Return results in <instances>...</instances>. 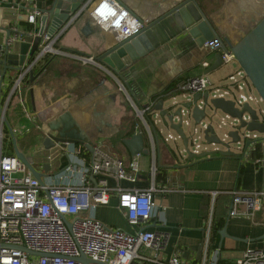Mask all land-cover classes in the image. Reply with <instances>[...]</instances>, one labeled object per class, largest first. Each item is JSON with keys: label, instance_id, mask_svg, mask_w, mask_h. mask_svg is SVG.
I'll return each mask as SVG.
<instances>
[{"label": "crops", "instance_id": "crops-1", "mask_svg": "<svg viewBox=\"0 0 264 264\" xmlns=\"http://www.w3.org/2000/svg\"><path fill=\"white\" fill-rule=\"evenodd\" d=\"M51 1L0 0V8L14 10L17 17H26L32 15V9L43 10L46 8L44 5H50ZM91 1L83 0L82 7ZM118 1L148 22L181 0H169L168 4H163L162 0ZM197 1L219 35L228 37L233 43H237L264 18V0ZM157 4H161L162 8H157ZM41 17L35 24L12 21L11 29L29 35L32 40L39 32ZM87 22L91 23L92 30L84 32ZM2 28L0 37L5 36V29ZM25 39L24 35L19 37V40ZM53 43V48L62 51V54L51 55V58L48 55L37 61L32 68L35 82L31 83L29 73L26 74L21 92L11 99V85L23 73H11L6 78L2 89L4 109L9 102L6 117L9 112L12 118H16L22 111L29 122L37 126L41 123L49 125L57 120L73 123L94 147L126 162L132 156L123 141L136 133L142 134L149 153L141 155V174L137 182H123V186L145 189L154 185L156 188L155 204L160 211H165L160 213L158 210V216L149 228L170 233V243L163 259L177 256L184 264H201L210 221L207 252L210 258L217 255L224 264H234L248 246L259 243L264 237V223H261L264 211L256 212L253 219L230 217L229 207L235 192L262 189L264 172L255 163L263 156L262 149L253 147L244 159L218 155L189 159L188 155L180 153L183 147L176 135L166 131L160 123L159 112L152 109L148 114L151 122L148 121L147 126L137 113L138 109L148 107L156 97L164 95L174 96L171 102H182L186 94L174 93L172 89L183 80L204 75L207 68L203 64L209 63L210 66L211 55L215 53L203 50L181 59L180 49L172 53L167 51L165 57L149 56L138 62L132 73L124 75V80L119 79L96 61L105 50L118 44V38L114 33L98 27L87 12H81L79 19L62 28ZM80 58H93L94 62H84ZM228 75L220 72L216 77L225 80ZM211 90L215 96L230 99L228 92L220 93L219 88ZM235 95L241 102L247 99L245 93L236 92ZM167 133H171L170 139L164 137L168 136ZM38 135L39 132H33L35 140ZM84 156L89 157V151L84 152ZM153 163L157 168L155 181L150 174ZM214 192L218 194L214 196ZM117 204L118 198L113 197L108 207L100 208L114 215L113 220L102 222L134 233L137 228L128 224ZM239 208L246 210L245 206ZM221 223L223 227L213 234L214 227ZM153 224H156L155 227H152ZM225 227L229 237L222 239L220 231Z\"/></svg>", "mask_w": 264, "mask_h": 264}, {"label": "built area", "instance_id": "built-area-1", "mask_svg": "<svg viewBox=\"0 0 264 264\" xmlns=\"http://www.w3.org/2000/svg\"><path fill=\"white\" fill-rule=\"evenodd\" d=\"M31 12L29 22L35 24L41 13L38 9ZM81 12H87L103 31L114 33L118 42L138 35L145 26L118 0H93L85 4ZM14 32L12 40L19 39V32L16 29ZM53 45V40L45 37L37 61L48 55L62 54ZM203 48L212 53L222 52L224 66L236 61L231 51H222L218 39L207 41ZM80 59L94 62L93 58ZM203 66L208 68L209 63ZM23 78L22 75L13 81L10 99L21 92ZM211 87L209 75H201L177 83L172 91L196 94L209 91ZM154 106L152 103L137 110L146 126V115ZM4 118L0 110V264H184L177 256L163 259L170 233L149 228L158 210L165 211H160L155 204L154 185L145 189L123 186V182H137L142 154L126 162L94 147L93 152L88 150L89 157H85L83 146L66 143L63 148L56 143L47 159L50 166L59 159V167L49 171L58 172L45 181L42 178L44 185H41L25 164L5 148ZM255 163L264 172V156ZM40 166L43 169V165ZM150 174L155 181L154 163ZM113 197L118 198L117 208L128 224L137 228L134 233L111 227L97 218V210L108 207ZM233 197L230 217L253 219L256 212L264 211V184L262 189L235 192ZM240 206H245L246 210L241 211ZM210 233L211 221L201 264H219L217 255L207 256ZM234 264H264V237L257 245L248 246Z\"/></svg>", "mask_w": 264, "mask_h": 264}, {"label": "water", "instance_id": "water-1", "mask_svg": "<svg viewBox=\"0 0 264 264\" xmlns=\"http://www.w3.org/2000/svg\"><path fill=\"white\" fill-rule=\"evenodd\" d=\"M82 2L83 0H52L50 5H44L46 8L43 10L38 9L42 15L39 32L32 40L29 35L19 32L17 36L24 35L27 39L24 41L12 40L16 34L11 29V23L16 20L29 21V16L17 17L14 10L0 8V28L5 27L2 28L5 29V36L0 37V110L3 114L5 109L2 103V89L6 78L11 73H23V77L29 73L30 82L34 83L36 75L31 66L35 65L40 55L38 52L41 51L44 38L55 39V35L62 28L79 19ZM162 2L168 4L169 0ZM157 8L161 9L162 5L157 4ZM130 11L145 23L144 28L138 35L118 42L96 58L100 65L119 79L124 80V75L132 73L135 64L149 56L165 57V52L172 53L180 49L182 54L179 58L182 59L195 52L208 51L203 48L204 44L218 39L222 51H231L234 54L236 62L256 92L254 97L257 98L253 100L256 107L243 99L237 104L232 99L215 96L213 90L186 94V98L179 103L171 102L174 96H162L153 109L159 112L160 123L165 130L174 133L180 140L183 147L180 153H185L189 159L207 158L212 155L244 159L255 147L254 149L261 148L264 156V18L237 43H233L228 37L222 38L219 35L197 0H181L148 22ZM90 30H92L91 23L87 22L84 32ZM33 59L35 61L29 64ZM223 66L222 52H217L204 75L212 74ZM167 102L170 103L165 106ZM4 123L13 139L14 154L41 185H44V182L41 173L34 168V164H42L46 173L58 168L59 159H55L51 166L47 159L50 149L55 147L56 143L63 148L67 143L83 146L90 152L94 151V146L79 132L75 124L61 123L57 120L49 124L47 132L40 133L43 149L27 156L18 148L14 131L7 118H4ZM170 134L167 133L168 136L164 137L170 139ZM123 144L132 157L149 153L145 148L142 134H134L131 138L125 139ZM92 180L94 181L93 178ZM232 208L231 205L229 210L231 211ZM155 225L153 224L152 227ZM220 235L222 239L229 237L226 227L220 231ZM82 260L86 261L85 256H82Z\"/></svg>", "mask_w": 264, "mask_h": 264}, {"label": "rangeland", "instance_id": "rangeland-1", "mask_svg": "<svg viewBox=\"0 0 264 264\" xmlns=\"http://www.w3.org/2000/svg\"><path fill=\"white\" fill-rule=\"evenodd\" d=\"M212 60H213V54L211 55L210 62H212ZM220 72H223L224 74L227 73L229 75L225 78V80H220L216 77V75ZM231 76L232 78H230ZM209 78L213 84V88L211 87L210 89L219 88L221 90L220 93H225L226 90H231L232 89L231 87L233 86V84L238 83L239 86L241 87V90L238 92L245 93L246 96H249L251 93L256 94L254 89L250 91V88H247L246 85L244 87V85L242 84L241 79H243V74H242L241 68L239 67L236 61L232 62L229 65L223 66L218 71L212 74H209ZM251 104L254 105V102H251ZM6 118L10 124V127L14 131L17 146L21 152L30 156L42 147V136L38 135L35 140L36 134L33 137V132L34 133L39 132V134L42 132H47L49 129L48 124L41 123V126L38 125L37 127V124H32V122H29L28 118L25 117V113H23L22 111L19 115H17L16 118H12V114L8 112ZM15 120H18L17 124L15 123ZM5 133L7 137L5 140V148L7 150L14 151L13 139L11 138L6 125H5ZM41 167L42 166H40V164H34V168L38 172L41 173V176L44 179V181L47 180V178L51 177L55 172H58V170H55V172L46 173L44 169H42ZM97 217L101 221L102 220L109 221V220L114 219V215L111 214V212H109L108 210H103V209H99L97 211ZM261 223H264V219L261 220ZM241 257H242V254H240V256L237 259Z\"/></svg>", "mask_w": 264, "mask_h": 264}, {"label": "flooded vegetation", "instance_id": "flooded-vegetation-1", "mask_svg": "<svg viewBox=\"0 0 264 264\" xmlns=\"http://www.w3.org/2000/svg\"><path fill=\"white\" fill-rule=\"evenodd\" d=\"M242 71V70H241ZM239 73H241V72H239ZM238 73V74H239ZM242 74H243V79H241V81H242V84L244 85V87H245V85L247 86V88H250V91H252L253 90V87H252V85H251V83H250V81L248 80V78L245 76V74L242 72ZM232 89L231 90H226L225 92H228V98H230V99H232V100H234V101H236L237 102V104H239V98L235 95L236 94V92H238V91H240L241 90V87L239 86V84L238 83H235V84H233V86L231 87ZM255 96V94H253V93H251L249 96H246L247 97V99H245L246 100V102H248V103H250L251 104V102H253V100L255 99V98H257V97H254ZM226 98V97H225ZM244 100V101H245ZM257 104H258V102H257ZM260 104V103H259ZM252 105V104H251ZM261 105V104H260ZM252 106H254V105H252ZM256 107V106H255Z\"/></svg>", "mask_w": 264, "mask_h": 264}, {"label": "trees", "instance_id": "trees-1", "mask_svg": "<svg viewBox=\"0 0 264 264\" xmlns=\"http://www.w3.org/2000/svg\"><path fill=\"white\" fill-rule=\"evenodd\" d=\"M30 27L32 28V26H30ZM31 30H32V29H31ZM48 57L51 58V55H49ZM13 97H14V96H13ZM13 97H12V98H13ZM161 97H162V96H161ZM161 97H159V98L156 97V98L154 99V103H156ZM146 117H147V118H146V121H147V122H148V121L151 122L150 117H149L148 115H147ZM149 122H148V123H149ZM83 150H84L85 152H88V149H86L85 147H83ZM9 153H14V151H10V150H9ZM222 227H223L222 223L219 224L217 227L215 226V227H214V231H212V233H213V234H214V233H215V234L218 233L219 229H221ZM219 264H224V263H223L222 261H219Z\"/></svg>", "mask_w": 264, "mask_h": 264}]
</instances>
